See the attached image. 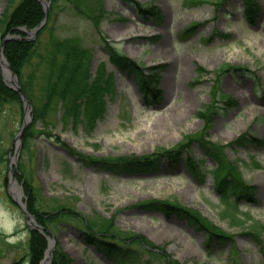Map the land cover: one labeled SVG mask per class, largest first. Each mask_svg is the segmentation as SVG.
Masks as SVG:
<instances>
[{
    "label": "rangeland",
    "instance_id": "374dc122",
    "mask_svg": "<svg viewBox=\"0 0 264 264\" xmlns=\"http://www.w3.org/2000/svg\"><path fill=\"white\" fill-rule=\"evenodd\" d=\"M138 1L159 6L161 23L140 18L122 0H101L108 14L99 29L79 17L70 4L60 1L56 6L57 17L52 19L55 37H76L90 48L92 72L104 64L106 74L113 76L110 88L114 91L106 95L105 113L97 120L91 136L82 127L77 132L64 129L59 120L51 128L52 134L91 158L150 157L203 130L205 123L197 112L212 101V88L218 81L221 93L228 94L235 104L227 107L220 102L223 109L214 118L209 138L227 145L251 131L261 140L227 148L228 158L239 161L244 180L256 186L257 202L224 205L211 176L200 184L189 175L185 161L189 153L176 162L160 161L158 171L115 176L93 166L82 167L44 136L33 140L36 160L31 165L36 168V183L48 197L60 198L61 205L71 206L90 218L112 220L120 230L145 236L179 264H233L231 260L235 258L239 264H264V252L254 234L264 227V0H256L260 10L252 26L246 23L240 0H201L195 5L188 0ZM10 3L11 0H0V18L9 12ZM194 24H198L195 31L181 38V33ZM136 27L142 30L129 31ZM104 38L145 68L159 67L162 98L158 104L144 105L134 79L109 62ZM228 64L243 69L217 76ZM198 67L207 72L199 75ZM22 120L13 112L3 115L0 147L11 148ZM37 128L43 129L42 124L38 123ZM21 155L20 152L18 163ZM189 156L195 161L204 158L198 142L192 144ZM8 163L9 160L0 166V264H29L24 257L29 228L14 202L18 192L12 193L2 178ZM216 165L207 159L203 169H214ZM155 200L200 212L233 234L232 243L225 247L213 243L211 249L207 248L204 233L193 229L185 219L176 214L165 217L141 207ZM224 210L229 218L223 217ZM235 217L248 224L231 223ZM260 232L264 245V230ZM57 241L76 264H111L83 244L74 223L64 225ZM166 256L153 264H167Z\"/></svg>",
    "mask_w": 264,
    "mask_h": 264
},
{
    "label": "trees",
    "instance_id": "16d2710c",
    "mask_svg": "<svg viewBox=\"0 0 264 264\" xmlns=\"http://www.w3.org/2000/svg\"><path fill=\"white\" fill-rule=\"evenodd\" d=\"M12 1L9 12H5L0 18L2 38L11 32L19 34L20 32L15 30L19 27L35 29L45 18L44 9L38 1L20 0L18 4L12 3ZM59 1L70 4L79 15L89 19L96 28H99L100 22L107 14L100 0H52L49 17L56 15L55 7ZM124 1L134 7L142 18H152L156 22H160L162 19L160 9L156 5H142L136 0ZM242 2L246 19L253 24L258 5L254 0H242ZM50 22L49 18L48 23L35 40L8 42L4 52L34 107V121L27 127L22 137L23 152L29 154L30 157L33 155L31 146L33 138L37 134L51 135L52 132L49 129L56 123L53 114L58 110H61L60 121L65 129L71 126L72 129L77 130L83 126L84 131L92 135L96 121L104 112V96L112 91L110 90L112 75H106L103 64L93 75L91 71L92 51L86 48L78 38H56L53 35ZM45 33H48V39ZM104 43L110 62L121 71H127L129 75H134L146 103L152 105L157 102L162 93L158 88V75L153 72L146 73L143 66L120 53L116 46L106 39H104ZM203 72L204 70L199 68V73ZM34 88H37L36 95L33 94ZM217 93L218 81L213 87L212 103L197 114L198 118L205 123L202 133L195 137L186 136L184 143L179 146L170 149L161 148L150 157L96 159L70 147L59 136L56 137V142L63 146L70 156L76 157L83 166L94 165L101 170L125 174L156 169L158 161L162 159L177 161L185 151L189 150L190 145L198 140L205 155L217 162V167L211 171V174L215 178L216 188L222 199L229 203L234 197L235 205L242 200L255 203L256 188L243 179L239 166L228 158L227 146L205 138L212 127L214 116L220 111V105L217 103L227 100L228 104H232L228 95ZM11 110L15 115L22 116V101L17 92L6 86L0 72V119ZM37 122H41L43 130H36ZM249 142L260 141L249 132L239 136L233 145L242 147L247 146ZM8 153L5 148L0 150V163L4 161ZM186 163L188 172L204 181L207 172L204 174L200 168L203 161L196 162L191 156H188ZM15 175L20 182H23L29 212L35 215L39 224L46 229L57 231L63 227V224L71 221L79 227L80 236L84 242L95 247L99 253H102L106 259L113 263L151 264L148 260L142 261L139 255L140 251L135 249L137 245L154 248L153 244L145 237L116 232L113 221L100 217L86 218L74 213L69 206L61 205L58 198L46 197L41 187L35 184L34 169L28 164L21 163L19 168L15 169ZM150 206L167 216L176 213L187 219L197 231H202L207 235L206 247L208 248L213 243L225 246L233 240V236L212 224L198 212L188 211L163 202H155ZM27 248L30 264H40L45 255L47 240L39 232L31 231ZM142 250L146 251L145 248ZM52 264L76 263L67 253L57 248Z\"/></svg>",
    "mask_w": 264,
    "mask_h": 264
},
{
    "label": "water",
    "instance_id": "95a60500",
    "mask_svg": "<svg viewBox=\"0 0 264 264\" xmlns=\"http://www.w3.org/2000/svg\"><path fill=\"white\" fill-rule=\"evenodd\" d=\"M46 6H47V5H46ZM47 8H48V7H47ZM46 13H47V11H46ZM39 29H40V28H39ZM39 29H37L36 32H38ZM36 32H29V34H31L32 36H35V33H36ZM11 39H12V38L7 37V38L4 40V42H3V44H2V48H1V50H0V53H1V54L3 53V49H4V46H5L6 42L9 41V40H11ZM1 54H0V55H1ZM8 69L11 71V68H10V67H8ZM12 76H13V82L15 83V87L17 88V90L19 91V93H20L21 95H23L22 90H21V87L17 84L16 76H15L13 73H12ZM27 106H30L28 102H26V107H27ZM28 114H29V111L26 109V116H25V119H24V125L30 121V119H29V117H28ZM24 125H23V127H22V129H21V131H20V133H19V135H18V139H19L21 133L23 132ZM16 157H17V155H16ZM16 157H15V158H16ZM10 172H11V173H10V176H11V183H12V185H15L16 182H15V179H14V177H13V174H12V171H11V167H10ZM21 195H22V194H21ZM19 205H20L21 208L23 209V212H24L26 218H29V219L31 220V226H33L35 229H39V230L42 231L43 229H42V228L36 223V221L34 220V217L28 214V212L26 211V207L23 206L21 203H19ZM55 246H56V240L53 239V240L50 241L49 249H48V251H47V255H46V257H45V260L42 262V264H50V260L52 259V255H53V251H54V249H55Z\"/></svg>",
    "mask_w": 264,
    "mask_h": 264
},
{
    "label": "bare ground",
    "instance_id": "6f19581e",
    "mask_svg": "<svg viewBox=\"0 0 264 264\" xmlns=\"http://www.w3.org/2000/svg\"><path fill=\"white\" fill-rule=\"evenodd\" d=\"M139 30H142L141 28H132V29H130L129 31H139Z\"/></svg>",
    "mask_w": 264,
    "mask_h": 264
}]
</instances>
